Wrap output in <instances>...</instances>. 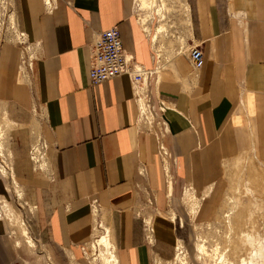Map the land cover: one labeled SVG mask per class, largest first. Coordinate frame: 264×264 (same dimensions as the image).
I'll use <instances>...</instances> for the list:
<instances>
[{
	"label": "crops",
	"instance_id": "0c3cea01",
	"mask_svg": "<svg viewBox=\"0 0 264 264\" xmlns=\"http://www.w3.org/2000/svg\"><path fill=\"white\" fill-rule=\"evenodd\" d=\"M52 3L49 9L45 0H15L19 26L38 47L33 88L45 115L49 163L34 186L42 231L78 252L91 237L95 205L113 214L122 264H143L144 221L169 232L163 214L181 190L211 189L223 161L243 151L264 162V0H187V45L168 54L159 43L164 27L151 33L133 0ZM112 26L136 62L157 67L150 89L153 101L167 106L169 131L160 141L168 156L139 120L130 76L91 83L92 43ZM194 46L205 56L197 70L189 61ZM10 179L17 181L12 173ZM13 260L0 224V264Z\"/></svg>",
	"mask_w": 264,
	"mask_h": 264
},
{
	"label": "rangeland",
	"instance_id": "374dc122",
	"mask_svg": "<svg viewBox=\"0 0 264 264\" xmlns=\"http://www.w3.org/2000/svg\"><path fill=\"white\" fill-rule=\"evenodd\" d=\"M186 2L146 0L147 5L142 7L141 0H133L140 23L152 26L151 33L164 27L159 43H163L165 54L183 51L187 45L191 26ZM12 15L16 27L12 26ZM22 31L15 0H0V224L14 255L13 264H107L103 258L107 254L105 247L96 243L107 233L112 236L115 256L122 264L113 214L108 210L91 207L92 234L79 245L78 252L56 245L42 231V205L34 186L49 172L47 126L33 88L32 67L38 47L30 38L23 39ZM143 114L139 120L144 125ZM41 146L44 157L36 162L40 158L36 149ZM222 170L219 182L210 185L211 189L202 194L196 191L197 195L194 190H181L171 201V215L169 211L163 214L169 219L163 222L170 226L169 232L161 233L154 221L147 222L154 230L149 231L143 222L145 237L141 241L147 247L143 264H225L222 255L234 264H242L243 259L264 264V162L254 152L243 151L225 159ZM11 173L16 182L10 179ZM170 178L165 175L167 182ZM6 203L11 216L4 211ZM174 215L177 218L173 222ZM25 226L33 245L21 232ZM202 245L208 256L200 252ZM255 249L262 256L254 257Z\"/></svg>",
	"mask_w": 264,
	"mask_h": 264
},
{
	"label": "built area",
	"instance_id": "2783aa9c",
	"mask_svg": "<svg viewBox=\"0 0 264 264\" xmlns=\"http://www.w3.org/2000/svg\"><path fill=\"white\" fill-rule=\"evenodd\" d=\"M120 35L121 32L118 26H112L101 31L96 36L91 46V83L92 85H99L119 75H128L133 83L136 99H140L141 96L136 91V76L138 75L141 80H145L149 70L145 66L136 63L133 56H130L126 52ZM157 59L159 61V55H157ZM189 59L196 70L203 67L205 56L201 47H192ZM152 76L153 73H150L149 89L145 92V96L147 97L145 98L146 111L141 119L144 121V125H150V127L151 124L153 125L152 131L158 138L161 155H167L169 154L167 147L160 142V138L169 131V124L164 116L167 106L161 101L159 103L153 101L150 89V79ZM142 84L143 82L141 83V88Z\"/></svg>",
	"mask_w": 264,
	"mask_h": 264
},
{
	"label": "bare ground",
	"instance_id": "6f19581e",
	"mask_svg": "<svg viewBox=\"0 0 264 264\" xmlns=\"http://www.w3.org/2000/svg\"><path fill=\"white\" fill-rule=\"evenodd\" d=\"M45 3H46V6H48V8L50 9L52 6H53V3H52V0H45ZM151 4V3H150ZM141 5H142V7H145L147 4H146V0H141ZM149 5V4H148ZM162 8V7H161ZM10 18H11V23L13 24L12 26L13 27H16V21H15V19H14V17H13V15L12 16H10ZM161 26V25H160ZM162 30H163V27L161 26V27H159V32H162ZM20 35L22 36V38L23 39H26V38H29L28 37V35H27V33L25 32V31H22L21 33H20ZM122 38V37H121ZM190 51H191V49H190ZM159 61H160V55H159ZM136 63H138V62H136ZM139 64V63H138ZM141 65V64H140ZM144 66V65H143ZM147 69V68H146ZM147 70H149V72H148V75H146V78H145V80H141L140 79V77L137 75L136 76V80H135V82H136V91H137V93L141 96V98L140 99H137V101H138V104H139V107H140V113H144L145 111H146V103H145V101H146V99L145 98H147L146 96H145V92L147 91V89H148V85H149V75H150V73H153L154 74V72L157 70V67H156V69L155 70H151V69H147ZM143 82V84H142V88H141V83ZM161 142V144L163 143L162 141H160ZM43 145H45V147H46V143H44L43 142ZM165 145V144H164ZM0 149L2 148V144H1V142H0ZM38 149H36V151L38 152V154L40 153V158H36L37 160H36V162H40L41 161V159L44 157V155H43V147L41 146V147H37ZM40 148H41V150H40ZM36 152V153H37ZM162 155H164V156H168V154L167 155H165V154H162ZM3 169V171L5 172V173H7V170H6V168H2ZM95 206V205H94ZM4 208H5V212H6V214L7 215H12L11 214V209H10V207H9V205L6 203V204H4ZM25 222V221H24ZM145 222V224H146V226H148L147 225V222H149V221H144ZM22 228V227H21ZM147 229L149 230V231H152V229H150L149 228V226L147 227ZM154 231V230H153ZM152 231V232H153ZM21 232H23V235H25L26 237H27V239H28V241H29V243H30V245H33L34 244V242H33V240L31 239V237H30V235H29V232H28V229H27V227L25 226V227H23V229H22V231ZM152 236L151 235H149V238L151 239V241H153L152 240V238H151ZM112 241V236H111V234L110 233H107V234H105V235H103L101 238H99L98 240H97V245H99V246H103V247H105V249H106V256H104L103 258H104V261L107 263V264H120L119 263V259H118V257L117 256H115L116 254H115V252H114V244H113V242H111ZM200 252H202V255H206V256H208L209 255V252H207V249H206V247L204 246V245H202V246H200ZM253 256L254 257H259V256H262V252H259L258 250H253ZM178 258H180V257H178ZM221 258H222V260H223V262L225 263V264H234L233 262H228V261H226L225 260V256L224 255H222L221 256ZM253 262H254V259L252 260V259H243L242 260V264H253Z\"/></svg>",
	"mask_w": 264,
	"mask_h": 264
}]
</instances>
